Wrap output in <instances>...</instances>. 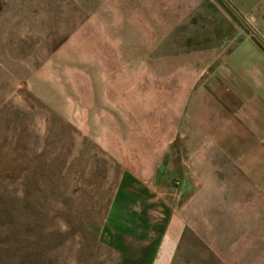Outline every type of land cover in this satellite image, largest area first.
<instances>
[{"label": "rangeland", "instance_id": "374dc122", "mask_svg": "<svg viewBox=\"0 0 264 264\" xmlns=\"http://www.w3.org/2000/svg\"><path fill=\"white\" fill-rule=\"evenodd\" d=\"M227 1L264 41V0ZM245 39L221 0H0V264H149L169 220L198 239L177 264L207 260L223 197L176 131Z\"/></svg>", "mask_w": 264, "mask_h": 264}, {"label": "crops", "instance_id": "0c3cea01", "mask_svg": "<svg viewBox=\"0 0 264 264\" xmlns=\"http://www.w3.org/2000/svg\"><path fill=\"white\" fill-rule=\"evenodd\" d=\"M261 47L249 39L241 41L208 77L193 87L176 131V165L181 167V177L207 181L208 196L223 197L214 209L223 214L222 220L209 218L208 235L206 239L199 238L209 257L196 264H264ZM130 176L123 183L129 184ZM169 222L164 236L153 238L139 260L154 264L164 249L165 264H177L183 249L198 240L186 236L190 229L181 223L176 231ZM187 264H194V259H187Z\"/></svg>", "mask_w": 264, "mask_h": 264}, {"label": "water", "instance_id": "95a60500", "mask_svg": "<svg viewBox=\"0 0 264 264\" xmlns=\"http://www.w3.org/2000/svg\"><path fill=\"white\" fill-rule=\"evenodd\" d=\"M224 5L236 16L248 29L250 34L259 42V44L264 48V41L261 39V37L251 28V26L245 21V19L235 10V8L227 1V0H221Z\"/></svg>", "mask_w": 264, "mask_h": 264}]
</instances>
